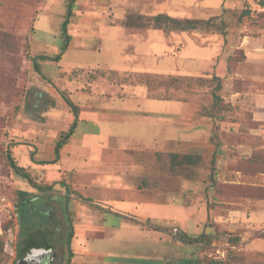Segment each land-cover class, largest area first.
I'll return each instance as SVG.
<instances>
[{"label": "rangeland", "instance_id": "obj_1", "mask_svg": "<svg viewBox=\"0 0 264 264\" xmlns=\"http://www.w3.org/2000/svg\"><path fill=\"white\" fill-rule=\"evenodd\" d=\"M68 2L0 0V264H15L22 258L18 257L21 240L36 229L42 230L54 246L56 255L49 264H66L71 233L72 248L79 250L81 242L103 255L92 257V264H264V121L255 118L258 107L264 105V62H260L264 56L255 55L257 63L248 60L254 47L264 48V0H75L68 24L75 43L61 51V25ZM209 6L217 7L210 13H223V18L214 16L199 22L197 29L221 33L225 39L218 77L188 83L167 80L178 87H201L200 92L206 94L199 102L204 106L200 111L203 116L176 119L173 113L182 110L180 104L172 108L160 99L153 105L152 116L131 121L125 143L111 140L115 145L111 172L127 175L128 182L139 188L133 198L146 206L142 205L141 223H121L117 214H107L108 223L123 227L107 236L95 228L88 238H75L73 209L77 201L72 200H80L70 195L74 190L69 183L80 184L94 176L84 175L77 166L75 172L73 165L64 167L66 156L58 163L38 162L55 155L57 138L73 121L64 95L78 103L86 96L79 89L89 85L98 88L93 93L97 100L102 94H113L114 90L99 82L107 75L106 66H115L124 57L120 49L131 34L124 33L121 25H127L128 19L147 11L172 19L209 18L205 10L198 9ZM83 17L113 20L110 25H100L101 38L92 45L75 34L79 31L76 27H82L79 20ZM139 22L144 27H163L162 21L149 14ZM93 24V20L87 22L85 33ZM165 28L180 30L170 20ZM162 45L166 47L159 43ZM157 50L159 54L161 49ZM180 52L161 58L160 65L152 54L149 62L191 68L197 75L198 67L211 64L203 57L190 58L203 55L195 45ZM59 53L58 61L38 58ZM146 80L155 86L166 83ZM183 110L195 109L188 103ZM73 136H79L77 129ZM8 149L42 190L13 170ZM85 151L88 153L82 151L80 155L90 156L86 162L89 172L102 171L104 165L97 161L110 162L105 147ZM99 152L104 156L96 161ZM174 153L178 154L176 160ZM105 187L84 191L95 199L103 198L109 192ZM20 191L32 194L34 201L19 211L25 199ZM152 203L153 216H147V205Z\"/></svg>", "mask_w": 264, "mask_h": 264}, {"label": "crops", "instance_id": "obj_2", "mask_svg": "<svg viewBox=\"0 0 264 264\" xmlns=\"http://www.w3.org/2000/svg\"><path fill=\"white\" fill-rule=\"evenodd\" d=\"M142 1L144 2L146 0ZM167 3V5H169L171 2L169 1ZM198 9L201 10L203 7H198ZM110 10L111 7L108 6V14ZM145 14L156 15L151 14L149 11L145 12ZM92 20L95 24L90 26L89 32L85 33L84 30H86L85 26L87 25V22ZM112 20L113 18L110 17H83L79 20L82 27H76L79 31H76L75 34L84 39H88L93 45V40L95 41L101 38L100 25H110ZM71 24L72 20L70 22V25ZM87 26H89V24ZM121 26L124 33L131 34V39H128L126 45L122 46L120 49V51L122 50V55L124 57L120 58L119 65L116 64L112 67L107 65L105 70L107 71L108 76L106 75V77H103L99 82L107 90H114L113 94H102L99 97L100 99L97 100L96 98H93V93L98 90L96 86L89 85L85 88L82 87L79 89L84 95H86L84 100L77 103L80 107V120L77 126L78 135L80 137L76 136L75 138L73 136L71 141L61 148L58 161L60 162L62 157L66 156L68 163L63 165L64 167L67 165H73V168L75 169L74 172L78 167L77 169L82 171L84 175L92 174L94 176L92 178L90 177L88 181L85 182L81 180L80 184L69 183L74 190V193H71L70 195L80 200H72L74 203L77 201L76 209H73V217L76 227L75 238H88L91 236L95 228H100L101 231H103V234L107 236L112 233V230L122 228V222L139 226V223H141L140 216L143 215L145 210L144 207L146 208V206L143 204L139 205L140 201L133 198V196L138 195L137 189L139 188H137V186L134 187V185L128 182L129 177L127 175L118 173L113 174L111 172L110 165L113 163L111 153L112 148H115V145L112 144L111 140L118 144L125 143V139L128 137L125 135V131L132 129V126L128 125L135 123V118L152 116L153 105L155 102L160 101V99L165 103L164 105H167L168 107H170V105L172 108L174 105L179 107L180 104L182 110L173 113L176 119H192L193 116H203L200 111L204 109V106L199 102L205 100L206 94L200 92V90H202L201 87L196 86V88H192L186 84H184L183 87H178L169 84L167 80L169 78L183 79L188 83L187 81L191 79L212 78V66L214 61L217 60L215 71L219 72L218 66L224 55L222 39L217 33H199L196 35L191 32H169L160 27L136 28L129 27L125 24ZM213 34L215 37H211ZM74 38L73 35L69 46L75 43ZM162 42L166 44L165 48H162L163 45L159 46V43ZM84 45L87 46L88 44L84 42ZM194 45L202 49L203 55L195 54V56H191L190 58L203 57L204 61L211 62V64L204 63L198 67V75L195 74V70H192L191 68H180L179 66L172 67L170 64L162 67L153 65L149 62L150 55L154 54L157 61L156 63L160 65L161 58L176 56L175 53H181L180 51L183 48L185 49L188 46ZM214 46L216 48H214ZM205 47L210 51L205 52ZM41 49H44V47ZM157 49H161L159 54H157ZM252 55L253 56L249 57L248 60L257 63L259 60L254 57L255 55L264 56V48L259 46L254 47ZM260 62H264V59ZM203 73H209V76H201ZM140 79H144V81L142 83L138 82ZM146 79H153L155 81L165 80L166 83L157 82L158 86H155V84H151L152 82H147ZM154 90H156V92L152 93ZM188 103L190 106H194L195 110L193 112H184V105ZM255 118L259 121H264V105L258 107L257 112L255 113ZM80 124H83V126L81 129H78ZM132 138L137 139L141 138V136H133ZM167 142L170 141L167 140ZM91 147L93 149L94 147L101 149L105 147L108 151L107 154H109L108 157L110 162L108 163L97 161L99 159L101 160L104 156L101 152H99L100 156L95 157L97 163L104 165L102 171L100 170L96 173L88 171L89 165H87L86 162L90 159L88 158L90 156L86 155L87 157L85 158V156L80 155L83 153L82 151L88 153V151L85 150ZM70 154L72 155L70 156ZM54 159L55 155H52L49 160L38 162L43 163L44 161H52ZM81 159H84L85 161L82 162ZM98 173H103V176L97 175ZM93 186H106L105 190L109 192L104 194L103 198L95 199L94 197L87 195L84 191ZM78 192L80 194H78ZM152 206L155 205L153 203L152 205H147V216H153V210H151ZM113 213L120 216L121 223H119V225L108 223L107 214ZM79 247V250L73 248L74 256L70 264H74L75 261H78L79 264H92L91 261L95 260L92 257L100 258L103 256L102 254L95 252V250L87 249L85 245L81 244V242ZM78 252L80 254H77Z\"/></svg>", "mask_w": 264, "mask_h": 264}, {"label": "trees", "instance_id": "obj_3", "mask_svg": "<svg viewBox=\"0 0 264 264\" xmlns=\"http://www.w3.org/2000/svg\"><path fill=\"white\" fill-rule=\"evenodd\" d=\"M74 2H75V0H69L68 10L66 12L65 19L61 25V30H62L61 34L64 38V42H63V45L61 47V51L68 48L69 43L72 39V36L68 32V24H69L70 18L73 16L72 3H74ZM262 6L264 7V2L262 3ZM156 18H158V19L161 18L164 20H171V21L178 23V24H181L183 22L182 20L172 19L170 17H166L165 15H159ZM189 22L193 23V25L196 24L195 20H189ZM33 58L36 59L37 57L35 56ZM38 58H40L42 60L43 59H45V60L51 59V60L58 61L61 58V53L57 54L55 57H50L48 55H39ZM36 64H37V62H36ZM229 70H230V67H229ZM63 98H64L65 102L71 107V111L73 113L74 118H73V121L70 124L69 128L67 130L63 131L59 135V137L57 138V140L55 142V146H54L55 159L52 161H44V163H56L59 161L61 148L65 144H67L69 142V139L74 135V133L77 129V126H78V122L80 120L79 119V114H80L79 105L77 103L73 102V100L69 96L64 95ZM172 157L175 158V160H176L178 158V154L174 153V154H172ZM7 158H8L10 166L13 168V170L18 175L22 176L23 178L29 179L31 183L35 184V186H37V188L42 190L43 187L41 185H36L35 181L32 179V177L30 176V174L28 173L26 168L18 163V161L15 159V157L12 153V150H10V149L7 150ZM183 158L189 159L191 157H189V155H184ZM45 187H48V185ZM20 193H21L23 199L25 196V199L20 203L19 211L22 209L23 206L27 205V203H29V205H30L29 207H31L33 204L32 201H34L33 200L34 196H31V194H25L23 191H20ZM39 234H40V236H39ZM46 236L47 235L40 229H36V230H32V231L28 232L27 235L21 240V246H20V249L18 250V257H25V256L33 253L34 251H37V250L42 249V248H46V249L53 248L54 249V246L49 243V241H48L49 239H46L47 238ZM72 237H73V234L71 233L70 237H69V241H68V248L69 249H68V257H67L66 264H70L72 261V258L74 256V250L71 246Z\"/></svg>", "mask_w": 264, "mask_h": 264}, {"label": "flooded vegetation", "instance_id": "obj_4", "mask_svg": "<svg viewBox=\"0 0 264 264\" xmlns=\"http://www.w3.org/2000/svg\"><path fill=\"white\" fill-rule=\"evenodd\" d=\"M212 7L213 6H209L208 8L201 9V11L205 10L204 12H206L209 15V18H201V17L200 18H193L192 20H195L196 21V24H194V25H193V23H190L189 22V20H191L189 18H177V19L183 21L181 24L176 23V24H178L180 30H178L177 28H170V30L166 29L165 27H166V25L168 23V20H164V19H161V18H159V19L156 18L159 15H163L161 13L156 14V15H153V18L156 19L159 23L162 21L163 27H161V28L162 29H165V30H167L169 32H179V33L180 32H187V33H190L191 32V33H194L196 35H198L199 33H211L208 30H201V29L198 30L197 29V25L199 24V22H202V21H205V22L210 21V19L213 18L214 16H220V18H223V16H224L223 13H220L218 15H215L214 13H210L209 10H211V9L216 10V8H217L216 6H215V8L214 7L212 8ZM144 17H145V15L139 14V15H137V18H133L131 20L128 19V21L126 22V24L129 27L142 28L144 26H141V23L139 22V20L144 19ZM171 22H173V21H171ZM217 34L221 37L222 44H223V47H224L225 46V39L223 38V36H222L221 33H217ZM223 50H224V48H223ZM215 62H217V60H215ZM216 67H217V64L214 63L213 66H212V70H213L212 71V77H215V76L218 77V74L215 71Z\"/></svg>", "mask_w": 264, "mask_h": 264}, {"label": "water", "instance_id": "obj_5", "mask_svg": "<svg viewBox=\"0 0 264 264\" xmlns=\"http://www.w3.org/2000/svg\"><path fill=\"white\" fill-rule=\"evenodd\" d=\"M55 255V249L42 248L25 257L19 258L15 264H49L53 261Z\"/></svg>", "mask_w": 264, "mask_h": 264}, {"label": "built area", "instance_id": "obj_6", "mask_svg": "<svg viewBox=\"0 0 264 264\" xmlns=\"http://www.w3.org/2000/svg\"><path fill=\"white\" fill-rule=\"evenodd\" d=\"M8 245V243H6Z\"/></svg>", "mask_w": 264, "mask_h": 264}]
</instances>
